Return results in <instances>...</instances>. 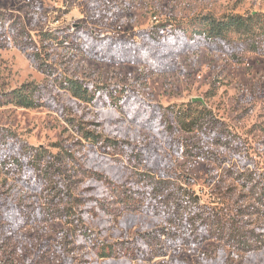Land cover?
<instances>
[{
	"label": "rangeland",
	"instance_id": "374dc122",
	"mask_svg": "<svg viewBox=\"0 0 264 264\" xmlns=\"http://www.w3.org/2000/svg\"><path fill=\"white\" fill-rule=\"evenodd\" d=\"M254 13L264 15V0H0L1 148L24 145L38 150L62 174L73 173L75 195L80 194L78 186L83 188V183L95 187L87 189L85 197L96 198L101 206L91 209L88 216L100 242L118 243L120 248L137 239L146 252L142 260L104 262L62 221L21 227L11 207L29 203L30 192L12 173L9 177L0 173V203L4 206L0 211V264H264V237L258 235L264 234V204H260L264 189V54L238 48L229 55L203 45L174 52L136 36L157 25H163L168 35L175 27L190 32L205 17L219 20ZM78 32L153 47L170 69L158 72L142 61L117 63L94 58L70 45L68 40L73 41ZM61 78L119 87L163 111L205 110L210 115L207 119L219 123L218 131L232 137L233 143L227 150L210 148L208 137L199 132H176L175 140L203 144L220 160L177 157L164 134L144 131L116 112L95 110L61 93ZM34 86L42 91L37 108H19L9 102L12 91ZM80 129L99 135L102 144L110 139L124 143L127 150L145 147L157 153L146 152L140 164L128 162L129 157L121 154L103 157L84 149ZM111 155L117 157L115 162ZM83 167L99 174L101 183L89 184ZM230 167L253 175L237 184L224 174ZM151 169L156 174H150ZM181 201L232 216L239 233L236 240L213 239L170 249L163 245L164 239L149 237L145 242L143 234L164 227V218L155 214L158 208ZM247 231L258 239H244ZM239 238L245 240L244 247H239ZM159 253L165 256L158 257Z\"/></svg>",
	"mask_w": 264,
	"mask_h": 264
},
{
	"label": "trees",
	"instance_id": "16d2710c",
	"mask_svg": "<svg viewBox=\"0 0 264 264\" xmlns=\"http://www.w3.org/2000/svg\"><path fill=\"white\" fill-rule=\"evenodd\" d=\"M163 29V25H157L148 31H139L136 36L144 43H153L164 48L170 47L174 52L186 51L203 45L210 51L229 55H234L238 48L249 53L264 54V15L256 13L246 17L230 15L219 20L205 17L198 20L196 29L190 32L181 27H175L168 35H165ZM72 38L73 41L70 39L68 41L73 48L94 58L110 62L116 60L117 63L142 61L147 63L152 71L158 72L170 69L164 61L157 57L153 47L134 45L133 41L118 38L87 37L84 32H78ZM44 72L51 74V71L47 69H44ZM60 81L61 93L67 94L79 103L91 106L95 110H111L125 117L130 125L150 133L164 134L167 137L166 141L170 151L177 157L217 162L220 160L218 154L210 152L207 147L225 150L233 143L232 137L225 136L222 131H218L221 126L219 123L211 117L207 119L210 115L205 114V110L179 111L167 108L163 111L160 106L146 102L136 94L119 87L96 86L68 78H61ZM10 96L11 104L19 108L34 109L39 106L38 100L42 97V91L37 86L21 87L12 91ZM196 106L201 105L196 104ZM176 132L187 135L199 132L200 135L208 137L206 140L208 145L205 147L193 141L175 140L173 135ZM80 134L86 141L84 149L94 151L103 157L110 153H113L112 155L121 154L129 157H127L128 162L140 164L144 162L141 160H145L144 157L148 151L154 155L157 153L156 150L145 149V147L135 151H132L133 148L127 150L124 143L110 139H105L102 144L99 135L82 131ZM206 143L204 141V144ZM112 155L110 159L117 158ZM60 170L59 167L55 169L53 160L44 159L38 150L32 147L17 145L9 150L0 146V173L6 177L13 174L16 182L18 181L31 195L29 203L24 201L11 207L14 209V215L17 216L16 223L24 227L38 222L62 221L69 226L70 231L80 243L83 242L86 247L92 248L96 259L104 262H113L117 259L120 262H130L127 258L132 261L146 258V252L137 244V239L132 243L121 244L120 248L118 243L100 242L96 231L90 227L92 218H89V214L91 209H99L101 206L96 198L85 197L86 190L89 188L93 190L92 188L95 187L86 186L83 183V188L80 189L78 186L77 194L81 195H75L76 184L74 187L71 186L73 173L65 175ZM91 172L92 169L82 168V174L88 175L89 184H95V186L100 184V175ZM252 173H242L234 167L224 172L228 180H233L240 185L248 181ZM150 174H156V170L151 169ZM262 195L260 204H264V189ZM49 197L51 199L48 201ZM160 207L155 214L164 218V227L155 232L143 234L145 242L149 237L164 239L163 245L170 249L176 245H197L213 239L236 240L239 234L235 232V219L232 216L221 215L214 208L209 207L205 211L197 205L189 207L183 201L165 203V208ZM3 209L4 206L0 203V211ZM163 209H165L164 214L160 213ZM258 235L260 238L264 237V234ZM242 237L252 238L253 241L258 239V236L250 232L244 233ZM237 240H241L239 244L242 246L239 247H244L245 240L242 238ZM157 256L165 255L159 253Z\"/></svg>",
	"mask_w": 264,
	"mask_h": 264
}]
</instances>
